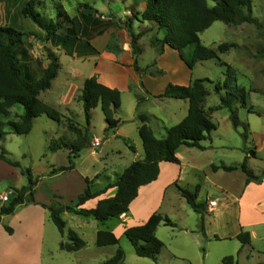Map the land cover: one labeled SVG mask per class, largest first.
Returning a JSON list of instances; mask_svg holds the SVG:
<instances>
[{
    "label": "rangeland",
    "instance_id": "obj_1",
    "mask_svg": "<svg viewBox=\"0 0 264 264\" xmlns=\"http://www.w3.org/2000/svg\"><path fill=\"white\" fill-rule=\"evenodd\" d=\"M27 1L0 0V10L3 9L2 5L6 8V13H0V26H11L24 35L20 49L27 51L28 56L22 63L28 67L30 75L38 79L43 72V62L48 60L49 51L40 49L35 59L32 51L35 50L36 39L33 36L38 34L36 37L38 40L44 38L46 41L48 34L47 32L39 34L42 29L24 16L23 9ZM207 1L210 6H214L213 0ZM251 1L253 18L258 21L259 26L251 24L228 26L222 22H215L200 35L201 43L212 49L222 44H232L234 47L229 53L220 55V60L198 63L193 70L194 79H209L213 82L207 85L211 92L207 98V109L221 106V97L226 95L225 91L221 94L214 91L215 85L223 84L227 78L224 63L235 72L238 86L245 91L246 102L245 107L240 102L234 106L238 127H235L231 120V112L227 108H220L211 117L217 128L208 140L201 143L204 149L186 147L180 152L183 173L181 181L177 183L179 188L194 191L199 185L201 191L198 202L217 203L216 207L215 204L212 205L213 208L215 207V214L205 216V237L201 233L200 215L195 213L181 196L178 186L163 188L167 178L162 184L141 190L138 199L133 203L126 225L117 219L101 225L93 218L86 219L70 212V209L67 210L76 205L77 198L86 189V178L94 180L100 175L92 186L94 189L98 188L99 184L104 187L108 182L115 181L117 175L123 173L133 162L142 160L144 149L137 133L136 137H133L135 143L132 144H127V141L124 142L120 138L105 141L103 131L106 129V122L100 107L92 111L91 125L88 127L82 104H74L72 106L74 113L66 114L64 108L62 106L56 108L49 97L55 95V100L58 102L57 99L66 92V87L61 84L66 72L74 71V74L78 72L89 76L95 67L94 60L76 61L65 55L66 50H72L79 42L70 31L73 27L72 20L80 12L79 5L97 8L105 3H112V0H36L34 8L40 20L46 26L53 25L50 28L52 33L56 30L53 43H57L56 46L61 44L59 58L63 65L60 78L55 82L54 88L50 93H42L40 99L60 112L65 119L57 123L43 115L34 121L32 132L26 136L12 134L7 127L6 131L9 134L0 141V155L4 153L13 162H18L20 167L15 168L0 159V196L27 187L28 178L22 174V171L31 169L34 177L39 180L35 196L38 203L46 205L57 203L65 207L62 219L66 223V233L63 237L52 222L49 213L47 212L46 218L43 217L40 208L24 211L21 209L18 212L16 210L15 214L3 217L2 227L5 230L6 227L15 229L17 236L20 237L24 234L23 227H19L22 218H31L36 222H41L44 218L46 221L44 220L43 261H49L50 264H104L115 256L118 249L124 252L125 264H223V260L227 257H233L234 264L264 262V0ZM111 8H107L108 14ZM134 9L137 11L136 8ZM137 22L142 21L139 19ZM78 44L88 50L85 48L86 42ZM91 47L95 49L92 44ZM150 60L151 55L147 51L143 56V63ZM132 101L133 98L124 97L125 112L129 110ZM23 113V107L17 105L12 109L9 117H1L0 120L18 121ZM120 116L122 117L121 114ZM70 120L75 121L82 129L88 127L89 145L75 161L77 167L75 171L53 175L54 168L68 166L69 162L66 150L52 152L49 146L52 141H62L66 144L76 141V135L68 129ZM161 132L163 130L157 129L158 138H162ZM95 137L102 139L101 144L102 141L105 143L100 152L97 150L99 147L90 145V141ZM130 146L135 148V152L131 151ZM91 149L96 150L95 156L90 155ZM117 151L119 154H116ZM252 152H255V156ZM101 157L106 160L102 161ZM245 162L250 173L263 176L262 184L252 183L247 186V175L241 169L231 173L222 170L213 171V166L240 168ZM105 163L114 166L113 171L116 173L103 172ZM164 167H172L169 168L173 169L171 175L180 173L176 166L165 164ZM108 174L110 179L107 178ZM114 193L115 191L109 192V197ZM5 205H8V202L0 201V210ZM153 214L169 218L176 224L175 228L164 223L159 226L157 237L164 247L157 262L138 257L133 246L124 236V227L140 226L142 221ZM86 220L91 224L85 226ZM97 225L100 230L115 231L117 235L114 234L120 243L116 246L99 248L96 245L95 235ZM241 227H245L242 230L244 232L250 234L253 232L250 245L243 246L236 238ZM70 231L77 233L86 243L85 248L73 253L61 250V243L70 242Z\"/></svg>",
    "mask_w": 264,
    "mask_h": 264
},
{
    "label": "trees",
    "instance_id": "obj_2",
    "mask_svg": "<svg viewBox=\"0 0 264 264\" xmlns=\"http://www.w3.org/2000/svg\"><path fill=\"white\" fill-rule=\"evenodd\" d=\"M35 1H27L23 14L46 31L48 38L51 39L56 35V30L52 33L50 28L53 25L46 26L40 20V16L34 8ZM143 1L146 5L145 10L140 15H135V19L155 24L163 35V39L157 40L159 45L161 47L169 46L176 50L190 70H193L198 63L220 60V55L229 53L234 47L232 44H222L216 49H212L201 43L200 35L215 22H222L228 26L244 24L259 26L258 21L253 18L251 0H213L214 6H210L207 0ZM88 17L93 18V15H88ZM71 23L73 27L70 31L77 37L82 30L81 18H75ZM126 29L132 39L131 47L135 57L134 68L138 71L137 59L143 52L139 46L142 34L135 35L129 24L126 25ZM23 36L11 26H0V118L9 117L12 109L17 105L24 109V113L19 116L18 121L4 122L0 120V141L9 134L6 131L7 127L10 128L12 134L26 136L32 132L34 121L43 115L57 123H61L65 119L60 112L40 99L41 94L49 91L58 77L61 68L59 57L55 53H48L49 64L42 75L36 79L30 75L28 67L22 63L28 56L27 51L20 49ZM86 46L88 48H85L93 54H98V51L92 48L89 42H86ZM66 51L72 54L73 48ZM223 65L227 78L223 84H216L214 91L217 94L225 91L226 95L221 97V106L217 108L205 110V103L210 96L207 85L213 84L209 79L194 80L188 87L169 85L162 95L158 97L150 95L153 98L187 100L189 102V110L185 119L171 127L164 138H158L155 135L150 126L151 118L138 112L144 102V99H139L136 119L141 123L139 136L144 149L143 159L133 162L115 181L108 182L102 188L94 189L92 186L94 180L98 179L100 175H97L94 180L86 178V189L77 198L76 205L70 208V212L86 219L93 218L101 225L114 219L120 220L122 216L129 214L130 207L139 197L141 188L158 180L161 164L180 165L177 153L182 147L204 149L201 143L208 140L211 133L217 128L211 120V113L220 108H227L231 112L234 126L238 127L234 106L237 102H240L243 107L246 106L245 91L238 86L233 69L225 63ZM79 101L83 104L88 127L91 125L92 111L98 107L101 108L105 117L107 132L115 131L121 126L120 120L116 119L122 105L121 93L118 90L108 88L92 77L85 81ZM88 127L82 129L75 121L70 120L68 129L76 135V141L72 144L62 141L51 142L49 149L52 152L69 151V165L54 168L53 175L69 173L76 169L75 161L80 158L81 152L89 145ZM129 148L135 152L134 147L130 146ZM252 155L255 156V152H252ZM0 159L15 168L20 167L18 162H13L4 153L0 155ZM239 169L247 175V186L251 183H263V176H255L250 173L247 170L246 162L240 168L225 165L213 166L214 172L223 170L231 173ZM22 174L27 176L28 186L15 191L9 198L8 205L1 208L0 225L4 216L15 214L18 208L38 205L49 213L52 222L64 236L66 223L62 219V214L65 207L57 203L51 205L38 203L35 196L39 180L34 177L31 169L23 170ZM111 191H115L113 196L100 199ZM179 191L191 209L200 215L201 233L206 237L205 216L210 213V205L207 202H198L201 187L198 185L194 191L179 188ZM93 200H98L97 206L94 209H86L85 205ZM162 223L172 228L176 227V224L169 218L153 214L145 224L125 229L124 236L129 240L138 257L157 262L164 247L157 237V230ZM6 231L13 234L10 227H6ZM236 238L243 246L251 244L249 232L241 231ZM69 239L70 242L61 243V250L73 253L86 247V243L74 231L69 232ZM119 243L120 240L112 231L100 230L97 233L96 245L99 248L116 246ZM104 264H125L124 252L118 249L115 256ZM223 264H234V258H225Z\"/></svg>",
    "mask_w": 264,
    "mask_h": 264
},
{
    "label": "crops",
    "instance_id": "obj_3",
    "mask_svg": "<svg viewBox=\"0 0 264 264\" xmlns=\"http://www.w3.org/2000/svg\"><path fill=\"white\" fill-rule=\"evenodd\" d=\"M81 5L83 6L79 5L78 9L80 10V12L75 17L79 19L81 18L82 21V30L77 36L79 40L78 43L83 41L89 42L93 45V47H95V49L98 51V54H93L89 50L81 48V45L77 43L73 46L72 54L65 52V55L70 56L73 60L76 61L78 60L86 62L94 60L96 62L95 67L93 68L89 76H84L83 74L78 72L74 74V71L71 73L66 72L65 79L61 83L66 87V92L63 93L62 96L57 99L58 102L55 100V95L51 93L52 95H49V97L51 98L50 100L54 102V106L56 108L62 106L64 108V113L73 114L74 112L72 110V106L74 104H82V102L79 101V96L81 95V91L85 81L89 78L95 77L98 82L102 85L111 89L118 90L121 93L122 99L121 111L116 116V119L120 120L121 126L115 131L107 132L106 124V129L103 131L105 141L108 142L112 138H120L124 142L127 141V143L129 144L135 143L133 137H136V133L139 136V128L141 126V123L136 119L138 112L148 115L151 118L150 126L154 131L155 135L157 129H160L163 130L160 135L162 138H164L167 134V131L171 127L181 123L185 119L189 110V102L187 100L153 98L150 95L154 97L162 95L169 85H176L182 87L190 86L194 80H197L193 78L194 69H189V67L181 59L179 53L176 50L172 49L169 46L161 47V45H159L157 40L163 39V35L159 32V29L155 26V24L148 22H137L134 16L140 15L145 10L146 5L144 1L112 0V3H105L104 5H100L97 8L95 6L92 7L84 6V4ZM2 6L3 9L2 11L0 10L1 14L6 13L5 5ZM108 7H112V10L110 9L109 14L107 13ZM134 8H136L137 11H135ZM88 15H93V18H89ZM127 24L132 27V31L135 35L142 34V37L139 40V46L141 47L143 52L137 59L139 67L138 71L134 68L135 57L133 56V51L131 47L132 39L129 35L128 30L126 29ZM40 32L42 34L46 33V31H44L43 29L38 33L41 34ZM33 37L36 39L34 41L36 44L35 50L32 51V54L35 59H37V54L39 55L40 49H47L49 53H55L59 57L61 44H58V46H56L57 43H53L54 36L51 39L47 38L46 41L44 40V38L38 40L36 38L38 37V34ZM147 51L151 55V60L145 61L143 63V56L144 54H146ZM48 64L49 60L46 59L45 62H43V71L47 68ZM60 65L61 67L63 66L61 61ZM32 66L33 64L31 65V67ZM60 71L58 77L52 84V88L47 91V93L51 92V90L55 86V82L60 78ZM124 97H127V99L130 97L133 98V101L129 105V110L127 109L126 112L123 106ZM139 99H144V102L140 107V110L137 112ZM206 103L205 110L208 111L212 109H207ZM213 113H211V117ZM120 114L122 115V117L120 116ZM94 139L102 140L98 137H95ZM94 139L90 141L91 147L93 146L92 144ZM103 144L105 143H103L102 141L101 146L97 149L99 152L101 151L100 149L102 148ZM183 148L186 147L180 148L177 153V157L179 158L181 164H161V173L158 180L153 184L143 188H151L155 185L162 184L165 178L167 179L165 184L163 185L164 189L173 185L178 186L177 183L181 181L183 173L182 160L180 157V152ZM95 151V149H91L92 153L90 155L95 156ZM136 151L138 153L137 148ZM116 154H119V152L117 151ZM67 155H69V151H67ZM101 160L104 161L106 160V158L101 157ZM165 164H169L170 166H176L175 168H179L180 173H178V175H171L173 169L169 168L172 167H164ZM114 169V166H109L105 163L102 168V171H109V174L111 172L116 173L115 171H113ZM109 174L107 175V178L110 179ZM98 188H102L101 184H99ZM143 188H141V190ZM107 197H109V195H105L100 199H104ZM206 202L210 205L209 214L214 215L216 212L215 207L217 203L214 201ZM91 203L94 205H89ZM97 203L98 200H93L87 205H85V208L94 209L97 206ZM213 204H215L214 208L212 207ZM133 206L134 205L132 204L130 207V212L127 216L121 217V219L119 220L120 222H122L123 224L127 223ZM39 208L43 212V217L46 218L47 211L44 210L42 207L36 205L23 206L17 209V212L21 209H23L24 211L28 209ZM150 217L151 216H148L144 221L141 222L140 225L145 224ZM44 220L45 219L43 218L41 222H36L31 218H22L19 222V227H23L22 229L24 234L23 236L19 237L17 236L15 229H13V234H9L5 230V228L2 227V218V223L0 225V264L51 263L49 261H43L44 226L46 221ZM85 222V226L91 224L90 221L86 220ZM126 228L129 227H124V232ZM244 228L245 227H241L240 232ZM206 230L207 232H209L208 229ZM99 231L100 228L97 225V228L95 229L96 238L97 233ZM112 232L116 234L115 231ZM252 234L253 232H251V235ZM252 254L251 258H253ZM256 254L260 255L259 253ZM257 264H264V262H258Z\"/></svg>",
    "mask_w": 264,
    "mask_h": 264
},
{
    "label": "built area",
    "instance_id": "obj_4",
    "mask_svg": "<svg viewBox=\"0 0 264 264\" xmlns=\"http://www.w3.org/2000/svg\"><path fill=\"white\" fill-rule=\"evenodd\" d=\"M93 147L98 148L101 146L100 139H94L93 141ZM13 194V192H9L7 195L0 196V201L3 203H7L9 201L10 196Z\"/></svg>",
    "mask_w": 264,
    "mask_h": 264
},
{
    "label": "water",
    "instance_id": "obj_5",
    "mask_svg": "<svg viewBox=\"0 0 264 264\" xmlns=\"http://www.w3.org/2000/svg\"><path fill=\"white\" fill-rule=\"evenodd\" d=\"M70 208H67V210H69Z\"/></svg>",
    "mask_w": 264,
    "mask_h": 264
}]
</instances>
